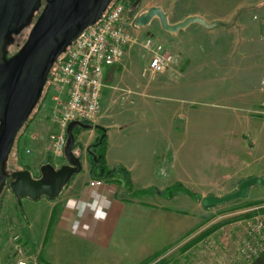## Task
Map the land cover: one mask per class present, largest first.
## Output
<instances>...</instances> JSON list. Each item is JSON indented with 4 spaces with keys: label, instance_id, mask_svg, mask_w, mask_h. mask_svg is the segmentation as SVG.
<instances>
[{
    "label": "crops",
    "instance_id": "1",
    "mask_svg": "<svg viewBox=\"0 0 264 264\" xmlns=\"http://www.w3.org/2000/svg\"><path fill=\"white\" fill-rule=\"evenodd\" d=\"M187 2V10L176 9V3L169 0H145L141 8L143 11L153 5L161 7L170 12V23L189 15H199L209 23L219 22L212 28L191 24L173 34H156L154 41L176 56L171 68L150 82L142 76L148 59L142 61L138 46H132L126 48L119 63L103 70L102 114L94 124L106 130V166H123L129 172L133 189L153 191L131 197L122 179L90 185L93 179L86 148L98 134L94 128L74 130L81 147L82 169L58 196H44L36 201L25 198L20 201L21 211L16 197L0 205L1 214L12 219L23 233L24 245L35 251V264H139L186 242L203 216L195 200L191 210L186 208L192 204L186 194L164 197L162 190L179 183L200 196L219 195L227 181L240 183L252 176L264 179V115L256 112L262 97L255 108L247 109V114L258 119L247 114L235 116L237 122L255 125L249 150L243 144L246 133L241 131L238 138L226 141V152H221L214 140L213 151L207 154L211 158L196 160L194 141L207 145L210 141L199 138V132L186 133L184 165V161L176 162L179 156L175 147L182 146V142L178 144V132L172 131L173 117L130 119L125 115L130 108L147 105L151 92L161 88L166 76L180 78L177 86L182 91L192 90L193 84L208 90L210 75L216 70L230 77L228 91L246 89L243 83L248 79H253L258 87L264 77V24L256 19L264 15V0ZM131 33L137 37L142 34L143 38L152 36L146 27L134 25ZM219 44L225 45L226 50L218 51ZM194 72L199 79H193ZM179 113L182 117L183 113ZM168 120H172L171 125L163 129L162 122ZM212 166H216L215 171ZM179 201L186 202V206L177 205ZM10 261L8 255L5 264Z\"/></svg>",
    "mask_w": 264,
    "mask_h": 264
},
{
    "label": "rangeland",
    "instance_id": "2",
    "mask_svg": "<svg viewBox=\"0 0 264 264\" xmlns=\"http://www.w3.org/2000/svg\"><path fill=\"white\" fill-rule=\"evenodd\" d=\"M133 1L134 0H131V3ZM173 1L176 3V9L187 10V0H169V2ZM144 3L145 0H142L134 12L128 11L130 4L125 7L123 24L125 29L130 33L133 27V19L141 12ZM176 12L179 13L178 11ZM256 19L262 20L264 24V15ZM146 28L151 32L153 37H149L153 40L156 34L162 31L159 28L157 20H154ZM228 35H232V33ZM143 36L144 35L141 34L138 38L141 40ZM25 37L21 39V43L24 41ZM12 43L10 51L13 52L17 47L13 48ZM135 46H138L142 61L145 62L148 56L145 55L141 46ZM217 50L225 51L226 47L225 45L219 44ZM210 78L212 82L208 90L206 86L201 87L198 84L197 86L193 84V87H191L193 88L192 90L188 89L182 91L181 87L177 86L180 78L176 76L171 78L170 76H166L163 79L161 88L155 92H151V95L147 99V105L142 107L139 106L135 109L130 108L125 115L130 119L136 117L153 118L155 116L168 117V119L169 117H173L172 131L178 132V144L182 142V146L176 145L175 147V154L179 156L176 162L179 163L184 161L183 165L185 164L183 156L187 151L185 144L186 133L191 135L192 133L199 132V138L204 137L205 142L206 140L210 141V145L206 143L202 144V142L198 140L194 141L193 152L195 156H198L196 160L199 158L205 161V159L211 158L207 154L213 151L214 140L218 143V149L223 153L226 152L228 148L226 141L238 138L240 135L238 132L241 131L246 133L243 144L245 145V149L249 150L252 147L251 136L255 125L252 123L246 124L237 122L235 116L242 114L246 115L249 113L247 109L255 108V104L262 97L260 83L257 87L253 79H248L247 82L243 83L246 89L228 91L226 88L229 86L226 85H229L231 81L230 77H227L225 73L222 75L221 71L216 70L211 73ZM193 79H199L196 73ZM149 80L152 82L153 79ZM48 103L49 96L47 93L43 98L41 97L40 101L31 112L25 126L17 133L7 160V170L9 172L27 168L33 177H38L39 167L46 162L51 163L55 167H59L61 164L65 163L64 157L55 159L48 147V133L50 129L53 128L49 123L50 111L47 106ZM256 108H258V106H256ZM179 112L183 113L182 117ZM186 113H188V116H186ZM247 115L253 118L257 117L252 114ZM184 116H186V118ZM171 121L172 120H168L167 122L163 121L161 125L162 128H166L167 130L171 125ZM253 123H255L254 120ZM255 124L258 125V121ZM32 132H38L39 138L36 142L29 143L28 134ZM29 145L31 151L27 153L26 149ZM79 153L81 154V150ZM262 159L264 160V156ZM215 167L216 166L211 167L212 171H215ZM225 185L226 186L220 190L219 195L212 196L220 197L229 194L237 189L239 183L237 181H227ZM250 188L246 197L210 208L201 206L200 201L197 200V207L202 210L203 216L193 235H191L186 242L180 243L178 246L172 248L171 251L159 255L147 264H247L256 256L248 252L247 243L255 247L258 244V238H253L249 235L256 233L253 229L257 223L256 221L259 219L262 220L264 217V190H262L260 185H253ZM13 197L14 195L10 192L8 186L5 187L1 196L0 205L2 201L7 199L14 201ZM200 197L202 198L205 196ZM187 199L190 201H188V203L192 204H188L186 208L191 210L195 205L194 199ZM22 200H25V197L18 199L20 211L22 208L20 201ZM185 204L186 202L182 201L177 203V205L180 206H186ZM189 205L191 206L189 207ZM237 221H242V223L237 225ZM235 224L237 226H234ZM249 232L251 233L249 234ZM259 234L264 235V227L260 229ZM14 235L18 236V240L14 239ZM23 240V233L17 228V225L12 219L1 214L0 208V264H5L7 262L8 255L9 257L11 256L10 263L12 264L16 257L15 253L17 247L22 249V256L28 260L29 264L37 263L35 251L26 247Z\"/></svg>",
    "mask_w": 264,
    "mask_h": 264
},
{
    "label": "water",
    "instance_id": "3",
    "mask_svg": "<svg viewBox=\"0 0 264 264\" xmlns=\"http://www.w3.org/2000/svg\"><path fill=\"white\" fill-rule=\"evenodd\" d=\"M36 1L0 0V194L8 182L14 197L31 200H38L42 196L57 197L71 178L81 171V158L73 152L75 128L100 129L102 133L98 142L106 135L105 128L100 125L71 121L66 129L65 163L59 167L51 163L41 165L39 177L36 178L27 169L7 170L15 136L38 104L50 69L67 47L100 19L112 0H46L22 44L7 57V47L12 43L11 35L29 23ZM141 1L134 0L128 11L134 12ZM169 14L153 5L139 12L133 19V25L145 28L157 20L162 31L173 34L191 24L205 28L219 24L209 23L199 15H189L181 21L170 23ZM253 185L264 187V179L248 177L239 183L235 191L220 197L207 195L200 199V204L210 208L244 198Z\"/></svg>",
    "mask_w": 264,
    "mask_h": 264
},
{
    "label": "built area",
    "instance_id": "4",
    "mask_svg": "<svg viewBox=\"0 0 264 264\" xmlns=\"http://www.w3.org/2000/svg\"><path fill=\"white\" fill-rule=\"evenodd\" d=\"M131 0H112L100 19L87 27L80 36L67 47L66 52L58 58L49 71L50 111L48 147L55 159L64 157L66 129L71 121H82L94 124L102 114V89L104 67L119 63L125 56L126 48L139 45L148 56V62L142 70V76L153 79L166 71L176 61V56L161 43L147 36L139 39L125 29L123 14ZM262 100L256 112L264 115V77L260 81ZM29 143L36 142L38 132L28 134ZM31 145V144H30ZM30 145L26 149L30 153ZM102 180H91L90 185L100 184ZM254 231L249 236L257 237L258 244L248 245V252L257 255L264 249V217L256 221ZM262 233V232H261ZM18 236L14 235V239ZM16 257L12 264H29L17 247Z\"/></svg>",
    "mask_w": 264,
    "mask_h": 264
},
{
    "label": "trees",
    "instance_id": "5",
    "mask_svg": "<svg viewBox=\"0 0 264 264\" xmlns=\"http://www.w3.org/2000/svg\"><path fill=\"white\" fill-rule=\"evenodd\" d=\"M230 24L231 23H227V24L223 23L222 25L229 26ZM61 57L62 56H60L59 58H61ZM48 91H49V85H48V80H47L43 89H42L40 99H41V97L43 98V96L46 95L48 93ZM40 99H39V101H40ZM28 119H27V121H28ZM27 121L25 122V124L27 123ZM25 124L22 127H24ZM87 124H91V123H87ZM22 127L19 129V131L22 129ZM76 129H78V127L75 128V130ZM95 131L98 134L96 140L86 148L88 162H89V172H90L91 178L94 180L122 179L124 181L125 186H126L127 193L131 197H139L141 195L149 194L150 192H152L153 189H143V190L133 189L131 182H130V178H129V172L123 166L118 165V164L113 166L112 168H108L106 166V163H105V136L102 138V140L100 142H98L102 131L100 129H95ZM16 136H17V134H16ZM16 136H15V138H16ZM80 150H81L80 144L76 141V138H75V142H74V146H73V152L77 156H80L79 155ZM46 163H48V162H46ZM23 169H27V168H23ZM7 186H8V183L6 182V185L4 186V188L0 194V200H1V196L3 194V191H4L5 187H7ZM180 193L186 194L187 196L194 199L195 201H197V200L200 201V199H201L200 196H197L195 193H193L192 191L185 188L184 186H182L179 183L162 190L160 194H161V196H164V197H170V196H173L175 194H180ZM158 256L159 255H153L152 257L145 259L144 261H142L139 264H147L151 260H153L154 258H156ZM247 264H264V249L261 252H259L255 257H253Z\"/></svg>",
    "mask_w": 264,
    "mask_h": 264
},
{
    "label": "flooded vegetation",
    "instance_id": "6",
    "mask_svg": "<svg viewBox=\"0 0 264 264\" xmlns=\"http://www.w3.org/2000/svg\"><path fill=\"white\" fill-rule=\"evenodd\" d=\"M46 3V0H37L36 1V5L32 14V17L29 21V23L24 26L21 30H19L17 33H13V35H11L12 37V41H13V48L17 47L16 50H14L13 52L10 51V47H11V43L8 45L7 50V57H10L12 54H14L17 49L19 48V46L22 44L20 41L23 37H25V35L27 36V33L31 27V25L34 23V21L36 20V18L38 17V15L40 14L41 10L43 9L44 5Z\"/></svg>",
    "mask_w": 264,
    "mask_h": 264
}]
</instances>
